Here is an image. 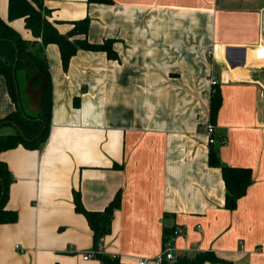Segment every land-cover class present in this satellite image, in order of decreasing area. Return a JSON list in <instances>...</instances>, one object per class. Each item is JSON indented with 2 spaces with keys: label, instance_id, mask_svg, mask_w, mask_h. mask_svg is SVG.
Masks as SVG:
<instances>
[{
  "label": "crops",
  "instance_id": "0c3cea01",
  "mask_svg": "<svg viewBox=\"0 0 264 264\" xmlns=\"http://www.w3.org/2000/svg\"><path fill=\"white\" fill-rule=\"evenodd\" d=\"M6 2L0 16L9 21ZM45 4L65 35L89 17L87 34L70 40L114 39L118 58L79 48L64 69L59 46H46L49 137L38 149L0 153L14 177L7 208L19 213L0 223V264H103L84 259L94 232L76 211V191L91 211L120 193L102 253L122 263L161 253L166 228L175 227L177 256L211 251L226 262L204 264H264V0ZM10 23L33 38L24 19ZM212 76L223 95L220 159L252 171L234 210L221 168L209 163ZM16 109L0 73V119Z\"/></svg>",
  "mask_w": 264,
  "mask_h": 264
},
{
  "label": "trees",
  "instance_id": "16d2710c",
  "mask_svg": "<svg viewBox=\"0 0 264 264\" xmlns=\"http://www.w3.org/2000/svg\"><path fill=\"white\" fill-rule=\"evenodd\" d=\"M90 3L110 4L112 0H88ZM50 9L45 0H8V20L0 16V73L4 76L9 92L17 104V109L6 117L0 119V153L23 145L29 149L40 148L48 139L53 108V85L48 59L45 53L46 46L55 43L59 46L64 69H67L71 58L79 48L94 51H104L110 58L117 59L118 54L114 49V39L103 43H91L83 39L70 40L71 36L87 34L90 18L75 22L69 35L59 32L56 23L48 16ZM24 19L26 28L32 33V39L24 38L10 23L16 19ZM36 72H41L46 78L44 98L41 109L33 112L29 109L28 97L24 87ZM40 79L34 83L39 86ZM218 85V84H217ZM215 85L211 97L210 118L215 124L223 104L221 89ZM25 99V104L22 101ZM5 126L15 127L13 133H2ZM209 163L220 167L226 186V208L234 210L238 201L246 195L252 183V171L245 167H233L224 164L219 156L215 144H210ZM14 181L13 173L8 164L0 158V223H15L19 219L16 210L8 209L10 186ZM76 211L87 218L94 232V248H97L101 237L111 233V225L116 209L121 205V195L115 198L102 211H91L84 207L81 195L75 192ZM175 227H167L164 233V245L174 236ZM103 264H125L118 257L99 252L96 254ZM226 262L218 258L214 252L205 251L193 257L178 256L173 262L164 261L163 264H204L205 262ZM231 264V263H228Z\"/></svg>",
  "mask_w": 264,
  "mask_h": 264
},
{
  "label": "built area",
  "instance_id": "2783aa9c",
  "mask_svg": "<svg viewBox=\"0 0 264 264\" xmlns=\"http://www.w3.org/2000/svg\"><path fill=\"white\" fill-rule=\"evenodd\" d=\"M212 84L215 86L218 84V80L215 76L211 78ZM206 134L208 136L209 144H216L217 136H216V125L214 123H209L206 127ZM226 139H222V143H225ZM182 233L181 229H175L174 236H172L164 245V249L161 253L154 257H143L138 259L137 264H163L164 261L173 262L177 259V255L174 252V240L175 238ZM105 242V236L101 237L98 241L97 248H94L92 252H88L84 259L88 260L94 257L97 253L102 252L103 246ZM112 257H117L116 255Z\"/></svg>",
  "mask_w": 264,
  "mask_h": 264
},
{
  "label": "water",
  "instance_id": "95a60500",
  "mask_svg": "<svg viewBox=\"0 0 264 264\" xmlns=\"http://www.w3.org/2000/svg\"><path fill=\"white\" fill-rule=\"evenodd\" d=\"M37 79H40L39 86H35L34 83ZM46 87V78L41 72H36L27 81L24 92L28 97L29 109L33 112H38L41 109V102L44 98V90Z\"/></svg>",
  "mask_w": 264,
  "mask_h": 264
},
{
  "label": "rangeland",
  "instance_id": "374dc122",
  "mask_svg": "<svg viewBox=\"0 0 264 264\" xmlns=\"http://www.w3.org/2000/svg\"><path fill=\"white\" fill-rule=\"evenodd\" d=\"M0 1H5V0H0ZM7 1V0H6ZM6 11H4V14L6 15V17L8 18V13H7V11H8V9H7V2H6ZM18 31V30H17ZM22 101H23V103L25 104V99H24V97L22 96ZM15 131V127H13V126H5L2 130H1V132L2 133H13Z\"/></svg>",
  "mask_w": 264,
  "mask_h": 264
}]
</instances>
